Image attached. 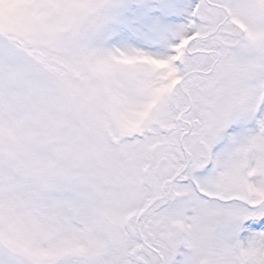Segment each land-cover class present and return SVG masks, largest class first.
Instances as JSON below:
<instances>
[{
  "label": "snow or ice",
  "instance_id": "6c2138e0",
  "mask_svg": "<svg viewBox=\"0 0 264 264\" xmlns=\"http://www.w3.org/2000/svg\"><path fill=\"white\" fill-rule=\"evenodd\" d=\"M0 264H264V0H0Z\"/></svg>",
  "mask_w": 264,
  "mask_h": 264
}]
</instances>
